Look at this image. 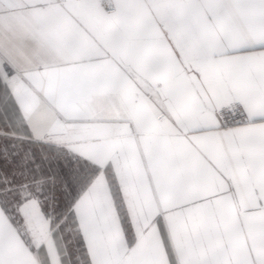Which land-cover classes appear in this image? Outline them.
<instances>
[{
    "label": "snow or ice",
    "instance_id": "snow-or-ice-1",
    "mask_svg": "<svg viewBox=\"0 0 264 264\" xmlns=\"http://www.w3.org/2000/svg\"><path fill=\"white\" fill-rule=\"evenodd\" d=\"M0 264H264V0H0Z\"/></svg>",
    "mask_w": 264,
    "mask_h": 264
}]
</instances>
